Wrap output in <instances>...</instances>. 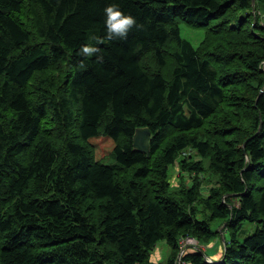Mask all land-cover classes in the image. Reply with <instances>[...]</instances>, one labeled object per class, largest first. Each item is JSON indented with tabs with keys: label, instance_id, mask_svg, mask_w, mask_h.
I'll list each match as a JSON object with an SVG mask.
<instances>
[{
	"label": "trees",
	"instance_id": "16d2710c",
	"mask_svg": "<svg viewBox=\"0 0 264 264\" xmlns=\"http://www.w3.org/2000/svg\"><path fill=\"white\" fill-rule=\"evenodd\" d=\"M112 2L141 27L79 55ZM251 2L0 0V264H149L162 240L175 264L182 237H221L216 220L219 259L189 247L182 261L264 264V0ZM181 25L210 37L196 49ZM237 102L252 113L240 148L218 118ZM138 127L149 154L132 146ZM187 148L219 187L203 194ZM177 162L193 181L171 192Z\"/></svg>",
	"mask_w": 264,
	"mask_h": 264
},
{
	"label": "rangeland",
	"instance_id": "374dc122",
	"mask_svg": "<svg viewBox=\"0 0 264 264\" xmlns=\"http://www.w3.org/2000/svg\"><path fill=\"white\" fill-rule=\"evenodd\" d=\"M257 15L260 17V24H263V20H264V11L262 10H257ZM235 18V17H234ZM245 24H248L249 19H245L244 17H239L236 19H230L229 22L231 24L236 23L239 19H242ZM254 19V18H252ZM253 22H255V19L253 20ZM181 29V36L183 38H186L187 40H189L191 42V44L193 45L194 48L199 49L200 45L202 44V42L204 41L205 38L210 37V34L208 32V30H206L205 28H195V27H187L184 25H181L180 27ZM219 37V36H218ZM232 69H238L240 70L241 67L239 64H234L232 66ZM256 79H252L253 83H257ZM230 90L233 91V88L230 87ZM248 96V95H247ZM234 105H236V107L233 109L234 111H232L234 114H232L231 112L229 113V118L227 114H223V115H219L218 118L220 119H228V124L230 129L232 128V131H230L231 133L234 132L235 134V139L237 140V147H242V141L244 140L245 136V129L246 127H250L251 126V111L248 110H244L242 109V107H240V103L237 102ZM227 109V108H225ZM226 111H224L225 113ZM186 155V156H185ZM182 157H185V159H187L189 162L191 161H195V160H201L204 167H205V172L203 175H200V180H201V190L203 192V194H205L206 192L208 193L209 188L211 187H219V178L218 176L214 175L213 173L210 172V170L208 169L209 166V160L206 158H202L199 156V154L191 149V148H187L185 151H183V153H181L179 160L182 159ZM188 157V158H186ZM106 163H113L112 161V157L105 159ZM191 174L185 172V171H180L179 167H178V162L175 163L174 165H171L169 167V181H170V190L171 192H178L179 190H181L182 188H185L186 186L191 185V182L193 181V176H190ZM200 208V206L198 207ZM224 225V221H214L211 222V229L215 232H222L221 233V237L220 234L218 233L217 235H215V237L207 242H203V241H199L197 238H195L197 240V242L199 243L198 246H200V248L203 250L204 254L206 256L209 257L210 260H218L220 255H221V251L223 249V241L224 240H228L229 239V232L226 231V229L223 227ZM245 227L250 231H254L255 229V224H251V223H247L245 225ZM162 246L163 249L167 248V243L162 240L159 241L156 245V247L158 246ZM163 249L161 250L159 249H154L151 254H150V258H149V264H165L167 259L169 258L170 254H167V252H162ZM180 247L177 253V262H178V257L180 255ZM180 264H188V263H184L182 262L181 259V263Z\"/></svg>",
	"mask_w": 264,
	"mask_h": 264
},
{
	"label": "clouds",
	"instance_id": "9594fccd",
	"mask_svg": "<svg viewBox=\"0 0 264 264\" xmlns=\"http://www.w3.org/2000/svg\"><path fill=\"white\" fill-rule=\"evenodd\" d=\"M104 35L102 37L91 36L88 42L79 49V55L91 58L100 52L99 44L105 41L126 40L134 27H141L137 24L136 17L131 13H125L116 2L109 3L104 8ZM99 58V57H98ZM259 67H264V60L259 62ZM79 68L84 70L87 65L81 61Z\"/></svg>",
	"mask_w": 264,
	"mask_h": 264
},
{
	"label": "water",
	"instance_id": "95a60500",
	"mask_svg": "<svg viewBox=\"0 0 264 264\" xmlns=\"http://www.w3.org/2000/svg\"><path fill=\"white\" fill-rule=\"evenodd\" d=\"M255 0H252L251 5L254 7ZM264 88V87H263ZM263 88L260 90L262 92ZM151 132L148 127H138L132 136V146L135 150L149 154V140ZM198 249L203 252L201 248ZM204 253V252H203Z\"/></svg>",
	"mask_w": 264,
	"mask_h": 264
},
{
	"label": "built area",
	"instance_id": "2783aa9c",
	"mask_svg": "<svg viewBox=\"0 0 264 264\" xmlns=\"http://www.w3.org/2000/svg\"><path fill=\"white\" fill-rule=\"evenodd\" d=\"M198 244L199 243L197 242V240L194 237H191V236H184V237H182L179 240V247H180V251L179 252H180V255L178 257L177 264H180L181 263V257L186 252L187 248H189V247H194V248H198L199 247L200 248V246H198ZM206 260L208 262H213V260H210L209 257H207ZM182 262H184V261H182ZM175 264H176V262H175Z\"/></svg>",
	"mask_w": 264,
	"mask_h": 264
},
{
	"label": "crops",
	"instance_id": "0c3cea01",
	"mask_svg": "<svg viewBox=\"0 0 264 264\" xmlns=\"http://www.w3.org/2000/svg\"><path fill=\"white\" fill-rule=\"evenodd\" d=\"M159 248H160L161 250L163 249L162 246H160V245H159L158 247H155L154 249H159ZM162 252H163V253H164V252H167V254H170V253H171V248L168 246V244H167V248L163 249Z\"/></svg>",
	"mask_w": 264,
	"mask_h": 264
}]
</instances>
